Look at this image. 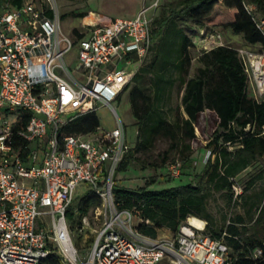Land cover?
I'll list each match as a JSON object with an SVG mask.
<instances>
[{"label": "built area", "instance_id": "2783aa9c", "mask_svg": "<svg viewBox=\"0 0 264 264\" xmlns=\"http://www.w3.org/2000/svg\"><path fill=\"white\" fill-rule=\"evenodd\" d=\"M56 1L0 0V264H53L55 257L60 264H233L227 229L216 238L207 221L194 217L201 225L188 218L176 234L154 238L133 226L131 210L115 197V174L132 146L113 102L151 52L159 2L141 6L133 17H86L72 37L62 30ZM243 4L264 34L257 7ZM197 41L200 50L224 44L212 26ZM75 48L76 68L68 61ZM237 50L249 94L264 101V50ZM100 106L114 113V127L64 132L74 118ZM25 114L30 118L22 126ZM20 141L26 144L16 146ZM172 174L179 175V166ZM231 180L240 200L244 187ZM82 183L98 201L78 227L87 245L85 230L96 226L89 249L76 245L68 221ZM263 255L256 247L248 257Z\"/></svg>", "mask_w": 264, "mask_h": 264}, {"label": "trees", "instance_id": "16d2710c", "mask_svg": "<svg viewBox=\"0 0 264 264\" xmlns=\"http://www.w3.org/2000/svg\"><path fill=\"white\" fill-rule=\"evenodd\" d=\"M249 2L257 7L256 15L264 18V0ZM157 9L152 22L150 60L140 67L127 86L130 108L138 125L137 141L124 156L117 172L127 170L138 151L152 148L162 137L170 141V148L179 149L182 164L190 166L192 143L197 139L196 124L206 111L216 118L207 144L211 155L202 172L193 175L187 184L149 189L148 185L156 182L155 177L137 189L116 183V200L120 208L138 211L141 222L137 229L146 235L156 238L163 229L176 234L189 217H197L207 221V230L216 238L227 229L233 264H264V255L259 260L248 257L256 247H261L264 253V188L249 191L262 175L254 176L248 186H243L240 200H234L231 180L233 177L239 180L244 170L264 156V101L256 100L248 92V78L238 47L223 44L200 50L194 73H191L190 52L199 27L233 30L242 34L248 44L259 45L262 50L264 34L243 0H175L165 3L159 14ZM76 16L84 17L86 13ZM73 31L78 33L76 28ZM177 83L182 96L170 120L166 103ZM29 118L30 115L25 114L21 125L25 126ZM100 125L97 113L92 112L74 118L64 127V132H92ZM25 144L20 141L16 146ZM216 193L224 194L229 205L243 210L229 215L232 221L229 225L228 219L221 226L214 224L210 199ZM97 203L89 192L77 207L70 208L68 221L76 232V245L83 236L78 230L81 218ZM51 262L60 264V259L55 257Z\"/></svg>", "mask_w": 264, "mask_h": 264}, {"label": "rangeland", "instance_id": "374dc122", "mask_svg": "<svg viewBox=\"0 0 264 264\" xmlns=\"http://www.w3.org/2000/svg\"><path fill=\"white\" fill-rule=\"evenodd\" d=\"M155 1L159 2V7L157 9V14H159L161 7L165 3L175 0H57L56 3L61 19L62 30L73 37V30L75 28L78 29L86 17H133L141 6ZM79 13H86V16L77 17L76 14ZM64 14H67V17L63 18L62 16ZM214 28L220 32L224 44H229L238 48H249L254 51L262 50V47L259 45L248 44L240 33H234L233 31H230V29H224L219 26ZM194 42L195 46L190 49L193 57L191 73L195 72L198 65L197 58L200 54V44L196 41V38H194ZM77 54L78 50L75 48L68 56V61L70 63L74 62L72 67L74 66L75 68L78 64ZM150 56L151 52L145 63L149 62ZM129 92L130 88H126L120 98L113 102V106L116 108L125 123L128 142L134 147L137 141L138 125L130 108ZM181 96L182 91L177 83L170 91L166 103V115L168 119L173 120L174 115L176 114V108L178 104H180ZM96 113L100 119L102 127L112 128L115 126V115L108 107L100 106L97 108ZM17 116L18 113L10 116L12 123L16 122ZM215 122V115L210 111H206L200 115L196 124L197 139L192 143L193 150L189 155L191 161L190 166L182 164V155L180 154L179 149L170 148V141L162 137L156 141L152 148L146 151H138L135 158L128 165L127 170L118 171L115 174V181L119 185L131 189H137L141 186L147 185L152 177L156 178V182L149 184V189H163L189 183L192 181L193 175L202 172L207 159L211 155L207 144L215 127ZM35 146L36 143L33 144V147ZM43 156L44 153L41 151L40 157L42 158ZM164 159L166 161H164ZM173 165L179 166L178 176L172 174ZM259 174H261L262 177L258 179L255 184L250 186L249 191L264 188V156L259 157L252 166L248 167L239 175V182L242 186H248L249 181ZM90 190V184L82 183L75 191L72 206L77 207L80 200L86 196ZM210 212L213 216L214 224L221 226L225 223L230 214L232 215L235 212L242 213L243 210L239 206L234 205V207H232L229 205L227 197L224 194L216 193L210 199ZM131 213L133 216V226H137L141 222V217L138 211L131 210ZM91 225V229L85 230V232H87L85 238H88L86 242L88 246L85 245V241L78 240L80 247L87 246L86 249H89V245L95 237V232L92 229L94 227L96 228L93 222H91ZM74 233L76 235L75 231ZM168 233L172 234L170 230L163 229L159 231V236H165Z\"/></svg>", "mask_w": 264, "mask_h": 264}, {"label": "crops", "instance_id": "0c3cea01", "mask_svg": "<svg viewBox=\"0 0 264 264\" xmlns=\"http://www.w3.org/2000/svg\"><path fill=\"white\" fill-rule=\"evenodd\" d=\"M137 12H138V11H137ZM137 12H136V13H137ZM136 13H135V14H136ZM104 17H110V16H104ZM204 31H205V28H203V27H199V35H197L196 40H198L201 36H203ZM230 31H233V30H230ZM233 32H234V31H233ZM234 33H236V32H234ZM165 230H168V229H165ZM165 232H168V231H165ZM170 235H172V234L168 233V234L165 235V236H170Z\"/></svg>", "mask_w": 264, "mask_h": 264}, {"label": "bare ground", "instance_id": "6f19581e", "mask_svg": "<svg viewBox=\"0 0 264 264\" xmlns=\"http://www.w3.org/2000/svg\"><path fill=\"white\" fill-rule=\"evenodd\" d=\"M96 20V17H87V21H95ZM190 218V221L195 223V224H198V225H201V222L198 221L196 218L194 217H189Z\"/></svg>", "mask_w": 264, "mask_h": 264}]
</instances>
